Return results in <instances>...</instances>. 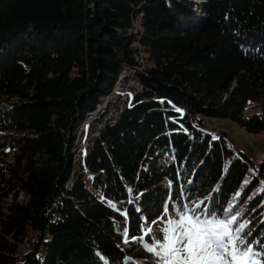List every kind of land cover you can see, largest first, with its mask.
<instances>
[{
    "label": "trees",
    "instance_id": "16d2710c",
    "mask_svg": "<svg viewBox=\"0 0 264 264\" xmlns=\"http://www.w3.org/2000/svg\"><path fill=\"white\" fill-rule=\"evenodd\" d=\"M137 44L143 91L75 164ZM206 117L264 134V0H0V264H159L148 229L198 204L257 248L264 160Z\"/></svg>",
    "mask_w": 264,
    "mask_h": 264
},
{
    "label": "snow or ice",
    "instance_id": "6c2138e0",
    "mask_svg": "<svg viewBox=\"0 0 264 264\" xmlns=\"http://www.w3.org/2000/svg\"><path fill=\"white\" fill-rule=\"evenodd\" d=\"M203 203V202H201ZM200 205L174 210V218L167 219L166 227L147 233L155 239L154 253L159 264H264V246L244 238L245 226L233 228L236 217L220 218ZM168 216L167 208L165 217ZM156 223V222H153Z\"/></svg>",
    "mask_w": 264,
    "mask_h": 264
},
{
    "label": "rangeland",
    "instance_id": "374dc122",
    "mask_svg": "<svg viewBox=\"0 0 264 264\" xmlns=\"http://www.w3.org/2000/svg\"><path fill=\"white\" fill-rule=\"evenodd\" d=\"M193 1H195L198 4H203V3L206 2V0H193ZM135 22H136L135 23L136 26H135L134 30L131 31L133 34H137L138 33V28L141 27L139 19H137ZM136 46H137V50H135V51H136L137 61H139V63L141 65L146 67L148 65L147 56H146V54H144L142 52V48H141L140 44H137ZM127 66L128 65H126L125 68L123 69V71L121 73L122 74L121 77L123 78V73L128 68L129 71L131 70L130 71V75H131L132 79L135 81V78H134L135 76L133 75L134 73L132 72V69L127 67ZM257 112H259L258 108H249L247 110V115L251 116V115H253V114L257 113ZM205 122L207 124L208 129L210 130V132L212 134L216 133V130L219 131V132H225L227 134V136H228L230 144L234 145L236 150L245 151L249 155V157L252 159L254 164H258L259 162L264 160V134L249 133V132L246 131L245 128L241 127L237 122H235V121H233L231 119H217V118H208V117H206L205 118ZM84 123H85V121L83 122V124ZM95 125H96V123L93 124V131L95 130ZM83 127H82V129H83ZM91 137L87 138V143L89 142V139ZM80 138H81V132L80 133L78 132L77 133V139H76V142H75L76 153L80 151L79 147H78V143H79V139ZM90 145H91V143H90ZM93 146H92V148H93ZM75 164H79V165L81 164L82 165L83 161L81 160L80 163H75ZM86 178H87L88 183L90 184L91 173L89 171L87 172ZM23 198H24V195L21 194L19 196V199L23 200ZM254 232L255 231H251L248 234L247 238L253 239ZM247 238H245V239H247ZM256 242H259L260 245L264 246V236H262L260 239L255 240V245L257 246ZM125 243H126V247H128V248L131 247V241H130L129 238L125 239ZM148 246H155V242L150 244V245H148ZM25 248H26V245L25 244L22 245V247L20 249V252L24 251ZM253 248L257 249L255 247H253ZM152 254L155 256L154 253H152ZM129 258H133V260H131ZM128 259L131 260V262H133V263L145 264V262L142 259H139V258H135V257L130 256V257H128ZM156 259H158V258L156 257Z\"/></svg>",
    "mask_w": 264,
    "mask_h": 264
},
{
    "label": "bare ground",
    "instance_id": "6f19581e",
    "mask_svg": "<svg viewBox=\"0 0 264 264\" xmlns=\"http://www.w3.org/2000/svg\"><path fill=\"white\" fill-rule=\"evenodd\" d=\"M139 22V21H138ZM132 31V30H131ZM135 32V31H134ZM135 60H136V65L135 66H132V67H129L132 69V72L134 73L133 75L135 76V81L137 82V85L139 87H135L133 88L132 90H128V92H126V95H125V98H121L119 99V106L120 108L116 109L113 111V114H112V117L109 119V120H102L100 121L99 123H96L95 125V130L94 131H100V132H97L95 133L90 139H89V142L87 143V147H85L84 149H80L79 152L76 153V147H74V153H75V161L79 162V161H83L86 156L90 153L91 149H92V146L94 145L96 139L98 137H100V135L107 129V127L109 126H113L115 125L119 119L122 117V115L125 113V111L128 109V107L130 106L131 102H132V99L135 95L141 93L144 89V84L142 83V81L138 78V72L139 71H143V70H146L145 67L143 65H141L139 63V61H137V57L135 55ZM123 71V70H122ZM121 71V73H122ZM131 71V70H130ZM119 74L112 90L110 91V93L108 95H106L105 97H103L100 102L93 108L91 109L87 115H86V118H85V123L83 125L80 126V129H79V133L82 132V127L85 126V124L88 122V121H92L93 120V116L96 112H98L103 106L107 105L108 102H110L112 100V97L118 93V87L119 85L121 84V81H122V74ZM77 132V133H78ZM76 139H77V136H76ZM76 142V141H75ZM91 143V145H90ZM77 155H79L77 157ZM77 157V159H76ZM130 259V258H129Z\"/></svg>",
    "mask_w": 264,
    "mask_h": 264
},
{
    "label": "built area",
    "instance_id": "2783aa9c",
    "mask_svg": "<svg viewBox=\"0 0 264 264\" xmlns=\"http://www.w3.org/2000/svg\"><path fill=\"white\" fill-rule=\"evenodd\" d=\"M135 87H139L137 82L134 81L130 75V71L127 68L123 73V79L118 87V93H116L107 105L103 106L98 112L93 116L92 121H88L82 129L81 138L79 139L78 147L84 149L87 147V138L93 136L95 133L100 131H93V124L99 123L102 120H109L112 117L113 111L120 108L119 99L125 98L126 92L132 90ZM79 155H77L78 157ZM76 157V159H77Z\"/></svg>",
    "mask_w": 264,
    "mask_h": 264
},
{
    "label": "water",
    "instance_id": "95a60500",
    "mask_svg": "<svg viewBox=\"0 0 264 264\" xmlns=\"http://www.w3.org/2000/svg\"><path fill=\"white\" fill-rule=\"evenodd\" d=\"M137 264V263H136ZM138 264H140V263H138Z\"/></svg>",
    "mask_w": 264,
    "mask_h": 264
}]
</instances>
